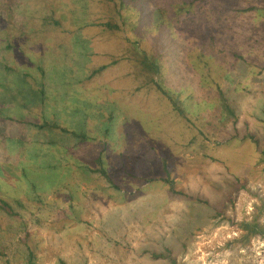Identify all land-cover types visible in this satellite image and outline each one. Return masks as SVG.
<instances>
[{"label":"rangeland","instance_id":"obj_1","mask_svg":"<svg viewBox=\"0 0 264 264\" xmlns=\"http://www.w3.org/2000/svg\"><path fill=\"white\" fill-rule=\"evenodd\" d=\"M158 1L183 66L160 50L157 80L187 119L121 58L86 79L127 36L148 41L91 25L120 0H0V92L15 99L0 114L92 137L0 120V198L17 213L0 210V264H264V233L239 240L255 216L264 231V0ZM99 152L119 188L89 170Z\"/></svg>","mask_w":264,"mask_h":264},{"label":"trees","instance_id":"obj_2","mask_svg":"<svg viewBox=\"0 0 264 264\" xmlns=\"http://www.w3.org/2000/svg\"><path fill=\"white\" fill-rule=\"evenodd\" d=\"M95 2H101L102 0H94ZM188 1V0H185ZM195 0H190L191 3H193ZM136 4V1H134ZM133 2H127L124 3L123 0H120V6H116V10H111L107 8V13H105L104 18L102 20H95L91 23L97 24L98 27L101 29L104 27L105 28V33H113L117 35L118 38H120V34L118 31L121 30V28L124 30V33H126L128 30L130 31H135L139 32L140 27L143 28L142 33H147L148 29L150 28V35H148V41L147 43H141V38H136L133 40L131 37L129 38L128 36L126 37L127 42H129V47L126 48L123 43H120L118 46V49L121 50V55H117L114 58L111 59V61L101 67L96 68L95 70L92 71V73H89L86 79L89 77H92L94 74L98 73L100 70L106 68L109 65H114L115 63L118 62V59H122L125 61V65L127 70L125 72L126 77H135L138 81H143L141 84L142 87H147L149 86H154L160 91V93L164 96L167 97L169 103L171 104L173 110L177 112L181 117L186 118V113L185 109L183 107V101L179 95V93H174L170 94L168 90H166L162 84L160 83L159 80H157L158 77H162V72H163V67L166 63V60H160V56L162 53H160V50L163 52H169L170 57L174 58L173 60H170L172 66H173V71L174 73H177L180 69V73H182L181 70V63L177 64L179 61L178 60V55L176 53L175 48H173L172 42L179 43L174 40L173 33L174 31L171 29L168 20H167V14L168 11H166V8L164 6H161L159 4V1L153 2V5L156 7V9H152V4H146L145 8L140 11L136 8H132L129 5H135ZM165 5V4H164ZM179 8H184L187 11H190L188 7H183V5ZM254 6H249L247 8H243L242 10H252L254 9ZM131 9V10H130ZM95 10V9H94ZM94 10H93V15H94ZM241 10V9H240ZM108 16L111 17L109 21H104L105 18ZM54 24L59 25L61 22L57 19L54 21ZM143 35V34H142ZM140 34L139 37H142ZM133 46V48L131 47ZM128 49V50H127ZM190 51V48L188 46V49ZM188 53V51H185V53ZM113 60V61H112ZM183 61V59H182ZM176 74V75H177ZM19 84L22 85H33V86H38L39 83L35 80V78L27 72L23 73L22 80H18ZM4 90L6 91L3 93L2 91L0 92V110L2 111L3 108H5L8 104H11V101L15 100L12 96H8L7 92H10L9 88H6L5 86L3 87ZM139 87L136 88L138 90ZM221 96H223L222 92L220 93ZM226 109L232 114V116L235 115L234 111L235 109L228 105L224 104ZM25 107V106H23ZM4 111H2L3 113ZM21 109L17 112L18 119L17 118H12V116L9 115H1L0 114V120L2 122H6L7 120L9 121H15L18 120V123H23L26 125H30L38 130L45 129V128H53V129H58L64 132L65 134H69L72 136L74 139L77 140L76 143L74 144H81L83 142H86L88 140H92V137L88 136L87 133L83 131L75 132L71 131L65 126L59 125L55 121H50V120H43V122H36L35 118L30 117L26 119H20L19 117L22 116L20 113ZM35 121V122H34ZM48 143L49 144H57L56 140L53 138L49 137L48 138ZM15 140V139H13ZM71 140L70 138L63 139L60 143L61 145H65L66 143L68 144V141ZM65 141L66 143H64ZM21 142V141H20ZM95 163V167H89V170L91 172H97L99 173L104 179H106L113 187L119 188L118 185H116L113 182V179L111 178L110 174L107 172L103 159L101 157V154L99 152V155L95 156L93 159ZM3 165H1L2 167ZM169 183V190L171 192H175V186L173 181H167ZM0 210L5 212L8 215H16V211H14L12 205L5 201L4 199L0 198ZM257 216H255L251 221H243L240 226L241 229L243 230V233L239 240L244 243L249 241L251 237H255L257 235H261L264 233L263 229L260 227ZM3 251L0 250V256H2ZM152 257L154 258H165L164 253H152ZM35 255L32 251H29L27 253V264H34V259ZM174 264V259L171 261Z\"/></svg>","mask_w":264,"mask_h":264}]
</instances>
